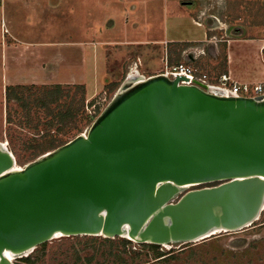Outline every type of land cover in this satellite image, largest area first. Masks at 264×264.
Here are the masks:
<instances>
[{
    "label": "water",
    "instance_id": "obj_1",
    "mask_svg": "<svg viewBox=\"0 0 264 264\" xmlns=\"http://www.w3.org/2000/svg\"><path fill=\"white\" fill-rule=\"evenodd\" d=\"M182 80L126 81L86 135L24 168L0 142V264L58 235L183 245L260 219L264 98Z\"/></svg>",
    "mask_w": 264,
    "mask_h": 264
},
{
    "label": "crops",
    "instance_id": "obj_2",
    "mask_svg": "<svg viewBox=\"0 0 264 264\" xmlns=\"http://www.w3.org/2000/svg\"><path fill=\"white\" fill-rule=\"evenodd\" d=\"M103 2L0 0L4 95L8 85H83L88 95L110 85L117 94L133 64L147 73H140L144 79L185 62L211 83L224 74L238 84L264 82V0H223L218 9L250 20L221 28V35L207 22L209 10L217 9L206 0H121L128 20L119 33L108 17L82 22Z\"/></svg>",
    "mask_w": 264,
    "mask_h": 264
},
{
    "label": "rangeland",
    "instance_id": "obj_3",
    "mask_svg": "<svg viewBox=\"0 0 264 264\" xmlns=\"http://www.w3.org/2000/svg\"><path fill=\"white\" fill-rule=\"evenodd\" d=\"M206 2L208 6L217 9L209 10L206 15L207 22L212 25L210 27L217 30L215 31L217 34L221 35V28L228 29L229 26L242 25L243 22L248 23L250 20L248 15L237 19L236 14L218 9L217 7L223 4V0H206ZM99 4L100 6L87 10L90 11L89 18L82 15V22L88 20L95 23L108 17L106 22L114 19L118 28L116 32L119 33L120 26L128 20L127 15L122 12L121 0H104ZM152 25H156V20H153ZM113 32L115 31L110 33ZM174 50L172 49L171 52L178 53ZM133 65L128 66L123 72L118 85L121 86L128 80L133 81L137 76L147 74L140 66L137 68L135 64ZM133 67L138 72L132 70ZM1 74L0 71V142L7 143V148L15 155L17 166L20 168L26 167L76 137L87 134L117 91V87L108 85L101 90L96 89L93 95H88L86 86L81 89L76 85H62L58 104L50 105L46 104L47 99L39 100L41 92L35 90L33 93H27L32 96L29 99L31 103L29 108L23 106V102H27V94L23 95L21 101L14 100L10 103L11 123H9ZM34 100L36 103H33ZM217 184L187 187L175 200L177 201L190 190ZM105 239L103 236H60L39 246L30 255L38 256L36 264H118L119 260L110 254L111 246L103 243ZM111 240L115 244L113 247L115 252L116 249L124 250L121 243L128 239L117 237ZM128 241L131 244L122 255L127 264H264V211L253 226L238 232L220 233L196 243L156 245L162 254L171 256L164 261L156 262L157 255L152 250L134 241ZM235 254L237 257L234 256Z\"/></svg>",
    "mask_w": 264,
    "mask_h": 264
},
{
    "label": "trees",
    "instance_id": "obj_4",
    "mask_svg": "<svg viewBox=\"0 0 264 264\" xmlns=\"http://www.w3.org/2000/svg\"><path fill=\"white\" fill-rule=\"evenodd\" d=\"M76 86L78 88L84 89L83 85H76ZM61 88H63L62 85H8V86H6V88H5V99H6V107H7V121L9 123H11V118H9V115H10L9 107H10V103L12 101H14V100L21 101L23 98V95H25L27 93H33V91H35V90H40L41 96H40V98H38L39 100L47 99L46 104H50V105L51 104H58L59 99H60ZM31 97H32L31 95L27 94V98H26L27 102L26 103L23 102L24 107L29 108V105L31 104L29 99ZM33 103H36V100H34ZM61 114H62V112H60V115ZM112 241L113 240L106 238L103 243L106 245L109 244L111 246L112 250L110 251V254L115 256V258H117V260H119L118 264H127V262L124 260V258H122L123 257L122 255H123V253H125L126 248H129L131 242L128 240H124L121 243V246L124 248V250L119 251V249H116L114 252L113 247H115L114 246L115 244ZM140 245L142 247L148 248V250H152L155 253V255H157L156 259L158 261H156V262L164 261L168 257H171V256L167 257L165 254H162V252H160L158 250V247L156 245H151V244H140ZM132 251H135V250H132ZM234 256L237 257L236 254ZM38 259L39 258L37 255L36 256L35 255H29L26 258H21L17 264H36ZM226 261H227V259H226Z\"/></svg>",
    "mask_w": 264,
    "mask_h": 264
},
{
    "label": "built area",
    "instance_id": "obj_5",
    "mask_svg": "<svg viewBox=\"0 0 264 264\" xmlns=\"http://www.w3.org/2000/svg\"><path fill=\"white\" fill-rule=\"evenodd\" d=\"M169 76L171 79L178 77L183 78L181 84L185 85H197L204 84L208 86V89L216 94L224 96H233L236 98H264V82L255 84H238L232 82L229 75H222L218 83H211L210 77L207 74L201 73L196 67L187 64L185 62L172 66L166 67L163 73Z\"/></svg>",
    "mask_w": 264,
    "mask_h": 264
},
{
    "label": "bare ground",
    "instance_id": "obj_6",
    "mask_svg": "<svg viewBox=\"0 0 264 264\" xmlns=\"http://www.w3.org/2000/svg\"><path fill=\"white\" fill-rule=\"evenodd\" d=\"M144 78L142 77V76H137V78H136V80H133V81H138V80H143ZM84 135H86V134H84ZM2 143V142H1ZM4 146H7V143H2ZM17 168H19L20 169V167H18L17 166ZM190 186H192V185H188V186H186V188L187 187H190ZM60 236H62V235H58L57 237H60ZM56 237V238H57ZM6 256H8L9 258H13V255L10 253V252H6Z\"/></svg>",
    "mask_w": 264,
    "mask_h": 264
}]
</instances>
